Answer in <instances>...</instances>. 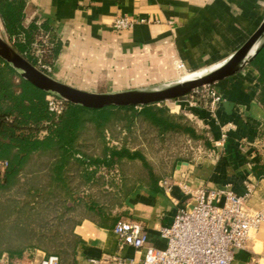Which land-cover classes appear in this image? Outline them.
<instances>
[{"label": "crops", "instance_id": "crops-1", "mask_svg": "<svg viewBox=\"0 0 264 264\" xmlns=\"http://www.w3.org/2000/svg\"><path fill=\"white\" fill-rule=\"evenodd\" d=\"M20 2V26L45 29L48 39L57 42L49 75L95 93L173 81L182 73L176 68L178 62L186 71L212 68L233 54L264 19V0ZM116 16L130 18L135 24L129 30L116 32L112 28ZM0 27L1 36L8 42L1 20ZM256 78L257 72L248 64L232 76L212 83L209 88L220 99L211 114L207 111L209 103L206 110L191 108V98L162 102L169 114L185 119L200 110L199 121L208 134L207 153L192 160L178 155L169 162H163L168 155H161L160 164L154 166L152 156L141 152L156 180L139 175L143 166L136 161L138 176L130 180L120 202L110 209L114 219L108 222L82 219L72 229L78 239L72 255L58 264H91V259L111 256L124 260L140 258L141 254L133 248L118 246L112 231L118 218L142 223L153 245L163 247L157 230L169 224L176 209L184 207L186 201L177 184L168 192L161 188L160 181L172 174L177 182L183 179L180 173L186 174L191 186L229 190L231 186L236 195L246 196L247 206L264 208V177L256 178L252 173L255 165H264V155L256 153L257 146L264 143V111L256 100ZM227 124L232 127L227 130L223 144L215 147L221 127ZM117 131L118 128L114 137L104 132L105 139L116 143L120 140ZM188 139L192 140L184 136L180 140L184 144ZM137 148L145 150L147 142L139 141L132 150ZM48 256L53 255L25 248L20 254L4 253L0 258L5 263L38 264ZM232 264H264L262 227L252 234L245 250L234 251Z\"/></svg>", "mask_w": 264, "mask_h": 264}, {"label": "trees", "instance_id": "trees-1", "mask_svg": "<svg viewBox=\"0 0 264 264\" xmlns=\"http://www.w3.org/2000/svg\"><path fill=\"white\" fill-rule=\"evenodd\" d=\"M21 9L20 0H0V20L8 43L36 65L31 43L47 32L34 25L21 27ZM51 40L41 56L48 66L57 51ZM0 64V161L7 163L0 171V255L37 248L66 261L78 242L75 225L85 218L114 219L110 209L127 190L133 178L127 170L137 167L136 161L143 166L139 175L156 180L141 148L109 145L104 132L113 136L118 128L117 133H130L146 123L151 133L138 143L198 138L194 125L169 114L158 105L162 102L90 109L62 101L60 113L49 112L47 93L15 76L2 60ZM249 65L257 72L256 100L264 111V47ZM191 96L202 107L205 99L192 92L178 99ZM195 111L198 115L200 110ZM252 173L264 177V165H255Z\"/></svg>", "mask_w": 264, "mask_h": 264}, {"label": "built area", "instance_id": "built-area-1", "mask_svg": "<svg viewBox=\"0 0 264 264\" xmlns=\"http://www.w3.org/2000/svg\"><path fill=\"white\" fill-rule=\"evenodd\" d=\"M134 20L124 16H116L112 28L116 32L129 30ZM35 49L36 66L46 74L50 66L42 62V54L51 46L46 34H40L31 43ZM1 66V64H0ZM180 72H186L182 63H177ZM207 91V94H202ZM202 98L209 96V107L218 105L219 96L209 88L201 86L191 91ZM201 95H200V94ZM193 107L196 101L190 97ZM61 99L48 94L47 109L52 113H60L63 109ZM211 110V109H210ZM231 124L221 127L220 140L214 142L215 147L223 144L226 132ZM207 152H203V156ZM201 157V156H199ZM191 162L187 163V165ZM6 161H0V171L6 167ZM186 174L179 182L174 174L160 181L161 188L168 192L177 184L185 195V206L176 209L169 224L158 228V237L163 240V247H156L149 240L142 223L118 218L112 228L118 240V246H129L141 256L138 259H121L116 256L89 260L91 264H232L234 251L245 250L252 234L261 227L264 230V209L254 210L247 206L246 196H238L232 190L209 188L203 185L191 186ZM177 182V183H176ZM0 264H19L17 261ZM38 264H58L55 256H48Z\"/></svg>", "mask_w": 264, "mask_h": 264}, {"label": "water", "instance_id": "water-1", "mask_svg": "<svg viewBox=\"0 0 264 264\" xmlns=\"http://www.w3.org/2000/svg\"><path fill=\"white\" fill-rule=\"evenodd\" d=\"M264 47V19L247 40L226 60L212 68L197 70L186 75L193 78L155 84L144 88L95 93L77 89L53 79L19 54L0 35V60L16 71L21 79L35 88L59 99L85 108L107 106H143L178 99L201 86L228 78L250 64Z\"/></svg>", "mask_w": 264, "mask_h": 264}, {"label": "rangeland", "instance_id": "rangeland-1", "mask_svg": "<svg viewBox=\"0 0 264 264\" xmlns=\"http://www.w3.org/2000/svg\"><path fill=\"white\" fill-rule=\"evenodd\" d=\"M3 34L1 27H0V35ZM197 71V70H194ZM194 71H186V72H182L180 76H184L188 73L194 72ZM15 72V76H18V73L16 71ZM180 76H177L174 78V80L180 78ZM188 76V75H187ZM18 79L15 78V82H17ZM155 84H150V85H143V86H137L135 88L132 89H136V88H144V87H148V86H152ZM205 93L202 94H207L204 90ZM200 94V93H199ZM198 95V94H197ZM201 95V94H200ZM201 97V96H199ZM209 96H207L202 105L203 109H208L207 111L211 114V110L213 108L208 107V100ZM173 100V99H172ZM194 100V99H193ZM169 101V100H167ZM207 103V105H206ZM159 106H163L162 104H159ZM193 107V105H191ZM208 107V108H206ZM214 107V106H213ZM211 109V110H210ZM199 115V113H198ZM198 115L195 116H187V119L189 120V122L193 123L194 127L196 128V134H198V138L195 140H186L185 143L183 144L181 142V140H179V144H178V148H177V143H176V139H170L168 141H163V140H155L152 139V141L147 142V148L145 150H143V153H147L150 156H152V162L153 164H155L154 166H157L160 164V160H161V155H168L166 157V161L163 162H169L172 158L180 155V157L182 158H186V159H194L196 157L199 156H203V152L209 148L208 147V134L206 132V130L203 128L202 123H200L199 121V117ZM200 115H202V113H200ZM123 120V119H122ZM124 121V120H123ZM146 123H143V125H141L140 127H136L135 129H131L130 133H126L124 130L121 131V133L119 134V138L120 140H118L116 143H114L113 141H108L109 145L112 146H120L122 144H125L126 146H131V148L135 147L136 145H138V140L139 138H147L148 135H150L152 128H150L149 126L146 127L145 125ZM256 153L262 154V156L264 155V143H261L260 145L257 146L256 149ZM164 164V163H163ZM128 172L131 173L132 177L138 176V169L136 168V166H131L129 168V170H127ZM110 174H107V178H110ZM109 178L107 180H109ZM116 180V179H115ZM229 188L233 190V188L231 186H229ZM254 209V208H252ZM264 209V208H261ZM254 210H260V209H254Z\"/></svg>", "mask_w": 264, "mask_h": 264}, {"label": "bare ground", "instance_id": "bare-ground-1", "mask_svg": "<svg viewBox=\"0 0 264 264\" xmlns=\"http://www.w3.org/2000/svg\"><path fill=\"white\" fill-rule=\"evenodd\" d=\"M191 78H193V75H188V76L185 75L182 77L183 80H187V79H191Z\"/></svg>", "mask_w": 264, "mask_h": 264}]
</instances>
